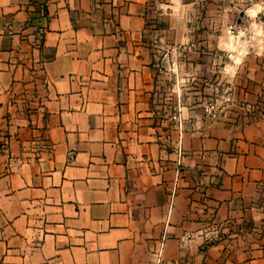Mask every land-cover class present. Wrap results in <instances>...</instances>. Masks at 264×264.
Instances as JSON below:
<instances>
[{"label":"crops","instance_id":"crops-1","mask_svg":"<svg viewBox=\"0 0 264 264\" xmlns=\"http://www.w3.org/2000/svg\"><path fill=\"white\" fill-rule=\"evenodd\" d=\"M263 196L259 0H0V264H264Z\"/></svg>","mask_w":264,"mask_h":264},{"label":"rangeland","instance_id":"rangeland-1","mask_svg":"<svg viewBox=\"0 0 264 264\" xmlns=\"http://www.w3.org/2000/svg\"><path fill=\"white\" fill-rule=\"evenodd\" d=\"M154 20L156 21L157 19L154 18ZM156 24L157 23H154L152 25L154 26ZM155 35L156 33H151L149 39H152V37L154 38ZM188 73H195V70L190 67V71H188ZM194 76V79L189 78V80L186 82H181V84L178 86L175 84L173 85L171 80L167 79V84L164 85V88H166L169 93H177L179 95L178 102L182 106L189 104L200 105V109L202 110L203 114L205 113L206 103L210 100H213L218 106L221 105V107L227 106L225 101H235L233 96H230L231 100H228L229 94L232 93V88L231 90H228L230 87L225 88L224 84L220 85L219 82H216V78H209L211 75L208 76L203 71L196 73ZM213 76H216L215 73ZM168 102L170 103L171 101L169 100ZM224 112L227 113L226 110ZM261 199L264 201V196Z\"/></svg>","mask_w":264,"mask_h":264},{"label":"built area","instance_id":"built-area-1","mask_svg":"<svg viewBox=\"0 0 264 264\" xmlns=\"http://www.w3.org/2000/svg\"><path fill=\"white\" fill-rule=\"evenodd\" d=\"M259 2H261L262 12H264V0H259ZM230 96L231 93L228 96L229 97L228 100H231ZM225 103L227 104V106L221 107V105L219 106L216 105V103L213 100L208 101L205 106V114H207V116H209L212 119H219L221 117H226L227 115L224 111L228 106L233 105V102L225 101Z\"/></svg>","mask_w":264,"mask_h":264}]
</instances>
